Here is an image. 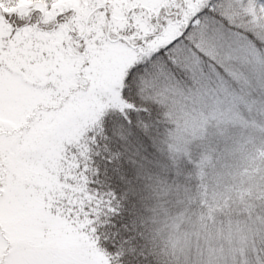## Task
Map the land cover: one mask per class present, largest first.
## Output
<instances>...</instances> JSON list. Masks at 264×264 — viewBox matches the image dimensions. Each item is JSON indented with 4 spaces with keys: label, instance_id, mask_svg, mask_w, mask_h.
<instances>
[{
    "label": "snow or ice",
    "instance_id": "1",
    "mask_svg": "<svg viewBox=\"0 0 264 264\" xmlns=\"http://www.w3.org/2000/svg\"><path fill=\"white\" fill-rule=\"evenodd\" d=\"M214 0H0V264H104L120 129L158 66L215 51ZM110 264V262H109Z\"/></svg>",
    "mask_w": 264,
    "mask_h": 264
},
{
    "label": "trees",
    "instance_id": "2",
    "mask_svg": "<svg viewBox=\"0 0 264 264\" xmlns=\"http://www.w3.org/2000/svg\"><path fill=\"white\" fill-rule=\"evenodd\" d=\"M168 81L186 90L197 79L184 64L158 66L138 93L143 120L120 129L131 178L110 233L118 256L104 264H264V88L250 126L208 125L181 150Z\"/></svg>",
    "mask_w": 264,
    "mask_h": 264
},
{
    "label": "rangeland",
    "instance_id": "3",
    "mask_svg": "<svg viewBox=\"0 0 264 264\" xmlns=\"http://www.w3.org/2000/svg\"><path fill=\"white\" fill-rule=\"evenodd\" d=\"M222 2L214 0L217 17L210 16L201 25L214 29L220 38L216 50L197 49L203 57L190 53L191 60L184 64L196 83L186 90L165 83L169 90L164 95L177 110L179 125L173 136L177 149H185L208 125L250 126L247 117L256 106L252 93L264 88V0Z\"/></svg>",
    "mask_w": 264,
    "mask_h": 264
}]
</instances>
